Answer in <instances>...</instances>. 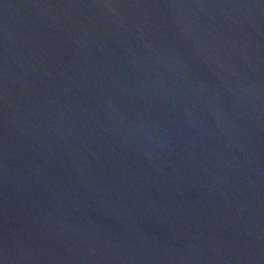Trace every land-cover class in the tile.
<instances>
[{"label": "water", "instance_id": "obj_1", "mask_svg": "<svg viewBox=\"0 0 264 264\" xmlns=\"http://www.w3.org/2000/svg\"><path fill=\"white\" fill-rule=\"evenodd\" d=\"M0 264H264V0H0Z\"/></svg>", "mask_w": 264, "mask_h": 264}]
</instances>
